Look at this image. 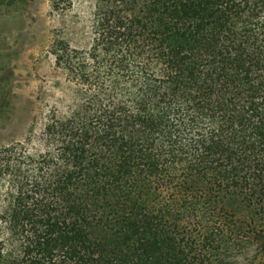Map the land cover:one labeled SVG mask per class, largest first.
<instances>
[{
	"label": "trees",
	"instance_id": "1",
	"mask_svg": "<svg viewBox=\"0 0 264 264\" xmlns=\"http://www.w3.org/2000/svg\"><path fill=\"white\" fill-rule=\"evenodd\" d=\"M50 54L68 103L0 148V264H264V0H94Z\"/></svg>",
	"mask_w": 264,
	"mask_h": 264
},
{
	"label": "rangeland",
	"instance_id": "2",
	"mask_svg": "<svg viewBox=\"0 0 264 264\" xmlns=\"http://www.w3.org/2000/svg\"><path fill=\"white\" fill-rule=\"evenodd\" d=\"M93 1L57 10L54 0H0V148L26 141L55 107L65 110L68 85L50 50L55 39L84 45Z\"/></svg>",
	"mask_w": 264,
	"mask_h": 264
}]
</instances>
